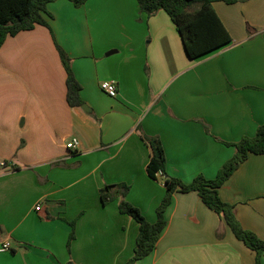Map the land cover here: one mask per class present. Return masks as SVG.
Wrapping results in <instances>:
<instances>
[{
  "label": "crops",
  "instance_id": "0c3cea01",
  "mask_svg": "<svg viewBox=\"0 0 264 264\" xmlns=\"http://www.w3.org/2000/svg\"><path fill=\"white\" fill-rule=\"evenodd\" d=\"M231 42L191 59L169 15L141 12L137 0L47 4L48 27L8 36L0 47V264H125L138 223L119 211L106 185L149 222L166 193L146 171L157 137L166 173L185 183L213 179L233 144L264 123V0L213 2ZM110 36L105 39V33ZM69 57L81 86L70 106ZM113 80L117 95L100 89ZM76 138L79 145L68 149ZM244 229L264 240V153H250L219 187ZM40 203V209L35 206ZM75 220V236L66 248ZM153 251L135 264H255L197 192H174ZM264 264V254L259 258Z\"/></svg>",
  "mask_w": 264,
  "mask_h": 264
},
{
  "label": "trees",
  "instance_id": "16d2710c",
  "mask_svg": "<svg viewBox=\"0 0 264 264\" xmlns=\"http://www.w3.org/2000/svg\"><path fill=\"white\" fill-rule=\"evenodd\" d=\"M54 0H0V47L8 36H14L22 30L34 28L37 24L49 26L44 14H48L47 4ZM75 6L82 5L86 0H69ZM223 1L235 3L245 0H137L141 12L151 16L159 10L169 15L179 33L186 54L191 59L203 57L231 42V36L223 25L213 7V2ZM58 48L59 56L66 71V98L70 106L81 105V86L76 80L69 62V57L63 49ZM151 153L146 171L152 179L160 178L166 187V193L156 208V220L149 222L141 211L124 199L129 186L123 183L106 185L100 190V198L105 205L115 197H120L119 211L128 214L138 223L133 255L125 264H135L136 261L149 255L166 225L165 211L171 203L174 192L195 191L202 202L216 212L229 227L234 236L255 252L256 262L264 254V240L254 232L244 229L235 217L233 206L221 200L219 187L231 176L250 153H264V123L253 136H243L238 142L227 145L235 146V154L228 159L213 179L197 175L189 183L166 173L165 153L157 137L143 135ZM71 231L66 248L69 251L71 240L74 238L75 220L69 222ZM66 264H75L68 261Z\"/></svg>",
  "mask_w": 264,
  "mask_h": 264
},
{
  "label": "built area",
  "instance_id": "2783aa9c",
  "mask_svg": "<svg viewBox=\"0 0 264 264\" xmlns=\"http://www.w3.org/2000/svg\"><path fill=\"white\" fill-rule=\"evenodd\" d=\"M100 89L106 93L108 96L115 97L117 95V87L116 83L113 80H108V81H102L100 83ZM79 145V141L76 138L71 139L69 142L66 143V147L68 149H75ZM36 210L40 209V203H38L35 206ZM11 250V244L9 241H4L3 243L0 244V251H9Z\"/></svg>",
  "mask_w": 264,
  "mask_h": 264
},
{
  "label": "rangeland",
  "instance_id": "374dc122",
  "mask_svg": "<svg viewBox=\"0 0 264 264\" xmlns=\"http://www.w3.org/2000/svg\"><path fill=\"white\" fill-rule=\"evenodd\" d=\"M104 35V37H105V39H107L109 36H110V33H105V34H103Z\"/></svg>",
  "mask_w": 264,
  "mask_h": 264
}]
</instances>
